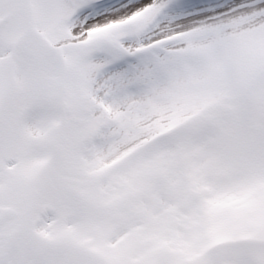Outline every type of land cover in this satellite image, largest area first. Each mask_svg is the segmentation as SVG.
I'll return each instance as SVG.
<instances>
[{"label": "snow or ice", "instance_id": "1", "mask_svg": "<svg viewBox=\"0 0 264 264\" xmlns=\"http://www.w3.org/2000/svg\"><path fill=\"white\" fill-rule=\"evenodd\" d=\"M0 264H264V0H0Z\"/></svg>", "mask_w": 264, "mask_h": 264}]
</instances>
